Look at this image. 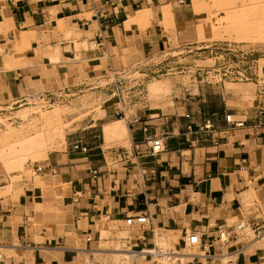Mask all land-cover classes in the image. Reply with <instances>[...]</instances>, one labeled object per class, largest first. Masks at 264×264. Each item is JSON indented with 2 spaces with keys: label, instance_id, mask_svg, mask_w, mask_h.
<instances>
[{
  "label": "crops",
  "instance_id": "0c3cea01",
  "mask_svg": "<svg viewBox=\"0 0 264 264\" xmlns=\"http://www.w3.org/2000/svg\"><path fill=\"white\" fill-rule=\"evenodd\" d=\"M167 5L173 22L168 29L188 31L196 21L191 0H0V105L31 93L30 86L56 82L55 88L40 93L61 90L76 95L97 86L110 70L126 77L123 58L132 48L140 65V52L151 59L165 42L161 10ZM147 8L151 16L144 27L126 25L137 11ZM57 20L72 30L70 39L57 29ZM29 32L46 36L48 46L41 41L44 51L36 53L38 48L30 43V48L16 53L23 46L18 43L21 36ZM55 46L60 55L51 62L44 53L52 54ZM7 56L12 57L9 66ZM151 67H145L147 73L155 71ZM224 86L206 83L194 92L173 90V106L167 112L121 101L120 107L104 109L93 125L67 138L65 149L43 153L46 158L33 168L36 172L35 166L41 167L39 178H31L30 186L21 187L16 198L0 195V249L12 252L3 258L12 264H67L59 225L46 214L50 202L44 195L57 193L64 208L70 201V212L62 216L64 230L89 227L102 218L124 222L130 215L145 214L149 223L141 228L144 239L155 231L171 233L175 245L184 249L185 236L199 234V252L213 258H191L188 264H264V102L255 96L236 107L234 102L241 99ZM206 88L216 89L209 93L213 97L208 103ZM118 112H130L126 126L131 143L130 148H121L122 158L110 157L118 164L110 166L94 132L117 119ZM226 114L243 118L244 127L233 129ZM153 136L162 138L163 149L151 155L145 142ZM77 141L88 151L73 150L71 144ZM93 170L99 172L96 179ZM42 179L48 189L40 188ZM250 185L260 205L241 219L255 233L248 240L235 230L236 221H229L243 213L239 196ZM30 220L40 222L32 227ZM217 227L228 235L227 243L219 240Z\"/></svg>",
  "mask_w": 264,
  "mask_h": 264
},
{
  "label": "rangeland",
  "instance_id": "374dc122",
  "mask_svg": "<svg viewBox=\"0 0 264 264\" xmlns=\"http://www.w3.org/2000/svg\"><path fill=\"white\" fill-rule=\"evenodd\" d=\"M194 1L203 3L200 4L201 2H198L197 5ZM195 3L196 8L194 7ZM191 5L196 15V21L194 24L189 25L188 31L176 33L175 30L165 28V42L161 44L158 51H155L151 59L146 60L143 54L139 53L141 66L136 63L135 56L137 52L132 48L129 55L123 58V68L127 73L126 77L117 76L118 74L114 76L109 72L97 82V86L83 93L72 95L67 102L57 103L52 107L43 109L29 106L20 107L14 111L15 120L10 122L0 121V179H2L0 186H7L0 190V195L8 196L12 194L16 198L21 192V187L30 186L31 178H39L37 176L38 172H34L33 168L34 164L40 163L46 158L43 153L51 152L53 151L52 149L59 151L65 149L67 138L93 125L103 115L104 109L112 108L113 106L120 107L119 103L121 101L126 103L131 101V104L141 102L138 104L139 109L148 106L155 109L160 108L167 112L168 108L173 106V97L176 94V92L173 93V90L188 88L190 92H194L198 85L204 86L209 83V86H219V83H224L227 93H231L237 99H241L238 102H234L237 103L236 107H243L241 101L248 103L255 96H258L260 101L264 102V0H191ZM199 5L202 7H198ZM197 8H200V10L196 11ZM210 26L216 32V36H214L213 30L211 32L212 28L210 29ZM57 29L63 31L58 26V23ZM243 30L245 31L244 33ZM248 33H251V36ZM27 35L29 36V34H25L28 39V45L25 46L24 44L20 49L15 47L17 49L16 53H21L30 48V43H33L38 48L35 50L36 53L44 51V49L40 48V42L42 41L46 46V36L40 37L37 35L38 38L32 40V36L27 37ZM239 35H241V39ZM258 35L262 36L263 39L259 38ZM244 37L250 39L245 40ZM67 39H70L69 35ZM44 55L47 56L46 53ZM166 63L168 65L161 68ZM115 65L117 68L119 67L118 63ZM149 65L155 70L154 72L147 73V68L145 67ZM138 67L142 68V70L139 71L140 68ZM143 73H147V75H142ZM160 79L167 80L170 89L160 95L149 96L147 91L148 82ZM55 86L56 82H51L47 86H30L27 91L39 93L47 89L51 90ZM214 91H216L215 88H206L207 103L210 101L209 97H213L209 93ZM135 97L140 98L135 100ZM191 105H196V101H192ZM129 114L130 112L125 115L120 113L116 118L123 117L126 119ZM234 119L242 120L243 118L234 117ZM79 121L81 122L77 123ZM73 122L74 124H72ZM9 129L12 131H9ZM55 130H60L62 133H59V135L50 133L56 132ZM40 133H42L41 136L48 133L46 136L44 135L45 139L42 145L28 148L22 143L24 140L40 135ZM49 134L50 136L47 137ZM94 134L99 135V141L103 144L102 149L106 154L108 164L117 166V163L111 162L110 157L113 154H110V152H120L121 148L128 147V137L105 142L101 127H97ZM9 135L11 136L5 139ZM115 141L117 144L114 143ZM122 142L123 144L125 143L124 146H127L121 147L120 145H123ZM11 151H16L14 155L17 160L22 161L21 167H17L16 163L14 164L15 166L8 164L10 162L8 159L12 156ZM4 159L8 161L5 163L6 166L4 161H2ZM25 180L28 183L22 184ZM40 181L41 189L49 188L45 185L43 179ZM250 186L252 188V185ZM46 198L50 202V206L46 209V214L53 215L52 221L57 222L59 225L60 233L63 237L62 247L67 249V264H124L126 260L121 259V261L115 263L107 252H105L106 254L101 251L93 254H84L82 251L79 253L80 250L77 248H85V252H89L88 250L90 249H111L119 245V248H129V250L153 249L154 247L160 248L164 252L200 253L198 246H186L184 249L185 251L188 250L186 252L183 249H179L175 245L176 238L171 233L163 235L155 231L154 235L144 239L140 227H127L125 222H109L106 221V218H102L99 222L93 221L89 227L80 225L64 230L65 226L62 216L66 211L70 212V201L67 200V207L64 208L62 206L64 200L57 193H54L51 197L44 195V199ZM239 200L243 213H241L240 217L229 221V224L232 221H236L235 224L243 221L241 219L247 218L253 211H256V205H260L255 193L247 201H243L240 195ZM30 222H32V227H35L40 220H30ZM144 226L147 227L148 224ZM246 228H248V231ZM86 229H90L92 234L88 235L87 231H85ZM101 229L106 231L104 238L99 236ZM244 229L238 231L240 236H244L248 240L255 238V233L251 228L246 225ZM31 230L32 228L29 229V232ZM95 232H97L96 237L94 236ZM71 233L73 237L69 238L68 235ZM87 237H91L90 242L86 241ZM0 255L8 258L12 255V252L0 249ZM18 259L19 256H15V261H18ZM184 259L180 256L178 259L180 264H188L190 259ZM174 260V257H170L169 260H161L152 256L147 257L143 264H175ZM127 261H131L130 256Z\"/></svg>",
  "mask_w": 264,
  "mask_h": 264
},
{
  "label": "bare ground",
  "instance_id": "6f19581e",
  "mask_svg": "<svg viewBox=\"0 0 264 264\" xmlns=\"http://www.w3.org/2000/svg\"><path fill=\"white\" fill-rule=\"evenodd\" d=\"M194 2H196L197 3V5H198V2L197 1H194ZM201 2V1H200ZM199 2V3H200ZM196 3H195V5H194V7L196 6ZM203 2H201L200 4H202ZM194 4V3H193ZM198 7H200V5L198 6ZM202 7V6H201ZM200 7V8H201ZM163 8V10H161V13H162V19H163V25H164V27L167 29V28H169V27H172L173 28V22H172V14H171V12H170V7H169V5H167L165 8L164 7H162ZM196 8V7H195ZM200 8H197L196 9V11L197 10H200ZM150 16H151V11L147 8V9H144V10H140V11H137L136 13H135V15L134 16H132L131 18H129V20L126 22V25H129V24H132V25H134V26H137V27H144V25H146L147 24V22H148V20H149V18H150ZM57 23H58V26L60 27V28H62V30H63V32H66L67 34L66 35H71V34H73V32H72V30H69L68 29V25L66 24V22L64 21V20H57ZM210 24V23H209ZM200 25V24H199ZM212 28V29H211ZM210 29H211V32H212V30H213V34H215L214 36H216L217 34H216V32L214 31V29H213V27H211L210 26ZM242 29V28H241ZM230 30V29H229ZM238 30V29H237ZM240 30V29H239ZM242 31V30H241ZM226 32H227V30H226ZM245 31L243 30V33H244ZM264 32V31H263ZM30 34H29V36L27 35V37H31L32 36V40L34 39V38H38V36L34 33V32H29ZM242 33V32H241ZM79 34H80V32H79ZM238 34V33H237ZM239 34H240V31H239ZM248 34H250V36H251V33H248ZM201 35V34H200ZM212 35V34H211ZM261 35V34H260ZM260 35H258L259 36V38L261 37L262 38V36H260ZM263 35V34H262ZM202 36V35H201ZM241 35H239V38L241 39V37H240ZM253 37V36H252ZM237 38H238V36H237ZM245 38V37H244ZM244 38H242V39H244ZM263 38H264V36H263ZM262 38V39H263ZM247 39V37L245 38V40ZM250 38H248L247 40H249ZM264 40V39H263ZM18 43L19 44H21V45H24L25 44V46L26 45H28V39L26 38V36H25V34H23L22 36H21V38H20V40L18 41ZM16 48H17V45L15 46ZM20 49V48H19ZM59 55H60V48L58 47V46H55V48H54V52L52 53V54H47V58H48V60H50L51 62L53 61H57L58 59H59ZM9 56V55H8ZM5 57V59L7 60V62H8V64H7V62L5 63L7 66H9V63H11V57H10V59H9V57ZM11 56V55H10ZM14 61V60H13ZM170 86H169V82L167 81V80H165V79H163V80H154V81H151V82H148V84H147V91H148V93H149V96L151 95V96H157V95H160V94H162L163 92H166V91H168L170 88H169ZM25 109V108H24ZM57 114V113H56ZM54 126V125H53ZM50 128H51V126H50ZM52 130L54 131V129L52 128ZM51 130V131H52ZM9 131H12V130H10L9 129ZM56 131V130H55ZM49 132V131H48ZM51 134H57V135H59V133H62L60 130H57L56 132H50ZM9 134V133H8ZM41 134L42 133H40V135H37V136H33L32 138H30L29 140H24L22 143H24L25 145H26V147H28V148H34V147H36V146H40V145H42L43 144V141H44V135L46 136L47 134H43L42 136H41ZM102 135H103V138H104V140H105V142L106 141H110V140H119V139H124V138H126V137H128V129H127V126H126V119L125 118H118V119H115L113 122H111V123H108V124H106L105 123V125H103V127H102ZM11 135H9L8 137H6L5 139H7V138H9ZM50 136V134L47 136V137H49ZM129 139V138H128ZM130 140V139H129ZM111 142V141H110ZM127 142V141H126ZM115 144H117V142L115 141L114 142ZM129 143H131V142H129ZM128 142H127V145L129 144ZM119 144V143H118ZM120 144H121V142H120ZM122 144H123V142H122ZM125 144V143H124ZM124 144L123 145H120L121 147L122 146H124ZM127 145H125V146H127ZM124 146V147H125ZM126 148H130V147H126ZM16 152V151H15ZM15 152L13 151H11V154H12V156L8 159V161H10V162H8V161H5V159L4 160H2V161H4V165L6 166V164L5 163H7L8 162V164L10 163V165H13V166H17V167H21V164H22V161H20V160H17V157L14 155L15 154ZM1 158V157H0ZM8 158V157H7ZM7 160V159H6ZM1 161V162H2ZM16 163V164H15ZM15 164V165H14ZM13 166H12V168H13ZM6 169H7V167H6ZM253 190H252V188H250L249 190H247V191H245V192H243V194L241 195V197H242V200L243 201H247L248 199H250L251 198V196H253ZM243 224H245V223H243ZM246 225H247V223L245 224V226L244 227H246ZM244 229V228H243ZM242 229V230H243ZM247 229V231H248V228H246ZM246 229H244V230H246ZM81 230V229H80ZM79 231V230H78ZM106 231L104 230V229H101L100 230V238H104L105 236H106ZM66 234V233H65ZM64 234V235H65ZM67 234H69V233H67ZM72 234V233H71ZM68 235L69 236V238L72 236L73 237V234L72 235ZM66 236V235H65ZM99 238V237H98ZM116 246V245H115ZM194 246H197V245H192V246H190V247H194ZM76 249V248H75ZM78 250H80V252L79 253H81V251L82 252H84V254L85 253H90V254H93V253H95V252H102V253H105V252H107V253H109V257H111V258H113V260L115 261V263H118L119 261H121V259H126L125 261H124V264H130V263H134V261H140L141 259H142V257H143V253H141V252H144V251H148L147 249H145V248H141V249H139V250H136V249H133L134 250V252H138L137 253V255H136V257H133L132 255H131V249L129 250V248H124V249H121V248H119V245L117 246V247H112L111 249H109V248H98V249H90V250H88L89 252H85L86 251V249L85 248H77ZM185 249V248H184ZM183 249V250H184ZM166 250V249H165ZM185 251V250H184ZM186 251H188V250H186ZM185 251V252H186ZM179 252H181V251H179ZM190 252H191V250H190ZM194 252V251H193ZM192 253V252H191ZM191 253H188V252H186V253H184L183 251L181 252V253H179V254H181L182 255V257H183V259L184 258H187V260L188 259H190L191 260V257H190V255H191ZM84 254H81V255H84ZM96 254H98V253H96ZM106 254V253H105ZM111 255V256H110ZM84 256H86V255H84ZM89 256V255H88ZM129 256H130V258H131V261L130 262H128L127 261V258H129ZM91 257V256H90ZM93 258V257H92ZM168 258H170V252H165L164 253V255H162L159 259H161V260H163V259H165V260H169ZM90 259V258H89ZM110 259V258H109ZM182 259V258H181ZM91 260V259H90ZM112 260V259H111ZM112 260V261H113ZM185 260V259H184ZM189 260V261H190ZM87 261H89V260H87ZM113 261V262H114ZM123 261V260H122ZM182 261V260H181ZM202 261V260H201ZM121 263H123V262H121Z\"/></svg>",
  "mask_w": 264,
  "mask_h": 264
},
{
  "label": "built area",
  "instance_id": "2783aa9c",
  "mask_svg": "<svg viewBox=\"0 0 264 264\" xmlns=\"http://www.w3.org/2000/svg\"><path fill=\"white\" fill-rule=\"evenodd\" d=\"M110 73H112L114 76H116L118 74L116 69L110 70ZM117 76H119V74ZM72 95L73 94H71L69 91L63 92L61 90L60 91H50V92H46V93H40L39 92V93L23 94L21 97H18L17 99L12 100L10 103H7L5 105H0V121L10 122V121L15 120L16 117L14 116V111L20 107L29 106V107H33V108H39V109H43L46 107L49 108V107H52L54 104L61 103V102H67L68 99ZM117 115H120V112H118ZM184 117L188 118L189 114L185 113ZM224 119H225L226 123H228L233 129L242 128V127H244V124H245L244 120L234 119L233 115H231V114L224 115ZM206 126L207 125H205V127ZM187 128L191 129V125H188ZM145 143H146L147 150L151 155H154L163 149V140L159 136H153L152 138L147 139ZM71 148L75 151H80V152H87L88 151V147L86 145H83L79 141L73 142L71 144ZM111 156H112V158H115L117 160L119 158H122L121 151L120 152L117 151ZM35 170H36V172H40L41 167L36 166ZM98 174H99V172L97 170H93L92 171L93 179H96ZM124 222H125L127 227L137 226V227L142 228L144 225L149 223V217H148V215H145V214H135V215H130V216L126 217ZM243 223H244L243 221H240L238 224H235V226H234L235 230L236 231L242 230L245 226V224H243ZM217 232H218L219 240L222 243H227V236L228 235L225 233V231L221 227H217ZM234 236L236 237V233L233 234V237ZM86 241L90 242L91 237H87ZM199 244H200V239H199V234L197 232L187 234L185 236V239L183 240L184 248L186 246H191V245L199 246ZM131 250H132L131 255L133 257H136L138 252H134L133 249H131ZM147 250L148 251L141 252V253H143L142 259L140 261H134L133 264H143L144 260L147 257L153 256L156 258H160L165 253L160 248H154L153 247V249H147ZM178 255H179V257H178ZM180 256H182V255L179 253L170 252V257L175 258V260H174L175 264H180V260H178L180 258ZM190 257L191 258H207V259L211 260L213 258V255H206L205 252L204 253L200 252L199 254H191ZM223 257L226 258V255ZM0 264H12V263H9L8 261L5 260V258H3L0 255Z\"/></svg>",
  "mask_w": 264,
  "mask_h": 264
}]
</instances>
